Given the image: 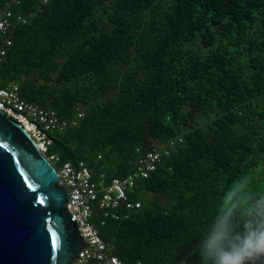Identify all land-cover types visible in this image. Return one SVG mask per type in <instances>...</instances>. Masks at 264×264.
Masks as SVG:
<instances>
[{"label": "trees", "instance_id": "1", "mask_svg": "<svg viewBox=\"0 0 264 264\" xmlns=\"http://www.w3.org/2000/svg\"><path fill=\"white\" fill-rule=\"evenodd\" d=\"M8 0H0V11ZM2 85L76 126L48 156L127 176L175 142L128 219L94 224L127 264H173L233 191L264 192V0H18ZM101 157V158H99Z\"/></svg>", "mask_w": 264, "mask_h": 264}, {"label": "built area", "instance_id": "2", "mask_svg": "<svg viewBox=\"0 0 264 264\" xmlns=\"http://www.w3.org/2000/svg\"><path fill=\"white\" fill-rule=\"evenodd\" d=\"M45 3L48 0H44ZM20 5L18 0H8L0 11V68L6 60L9 47L12 46L11 30L17 24L28 21L14 7ZM0 110L25 129L40 152L55 166L60 162L56 154L48 156L53 143L50 133L63 131L76 126L84 117V110L76 108V115L71 120H61L56 112L38 107L21 96L20 87L16 82L2 85L0 78ZM175 148L170 141L146 153L140 150V156L134 169L123 178L108 180L102 175L95 180L92 169L85 161L65 162L58 171L57 185L67 191L66 210L76 224L80 236L86 245L80 250L71 264H127L115 253V246L102 239L99 229L93 222L96 211L101 214V225L108 219L122 221L130 214L141 209L140 201H132L131 195L136 193L139 181L147 180L156 172L164 156H169ZM101 158V157H99ZM134 264H144L136 262Z\"/></svg>", "mask_w": 264, "mask_h": 264}, {"label": "water", "instance_id": "3", "mask_svg": "<svg viewBox=\"0 0 264 264\" xmlns=\"http://www.w3.org/2000/svg\"><path fill=\"white\" fill-rule=\"evenodd\" d=\"M56 167L0 110V264H71L86 247Z\"/></svg>", "mask_w": 264, "mask_h": 264}, {"label": "clouds", "instance_id": "4", "mask_svg": "<svg viewBox=\"0 0 264 264\" xmlns=\"http://www.w3.org/2000/svg\"><path fill=\"white\" fill-rule=\"evenodd\" d=\"M173 264H264V192L234 190L194 243L177 247Z\"/></svg>", "mask_w": 264, "mask_h": 264}, {"label": "rangeland", "instance_id": "5", "mask_svg": "<svg viewBox=\"0 0 264 264\" xmlns=\"http://www.w3.org/2000/svg\"><path fill=\"white\" fill-rule=\"evenodd\" d=\"M56 169H57V170H59V169H60V167L56 165Z\"/></svg>", "mask_w": 264, "mask_h": 264}]
</instances>
